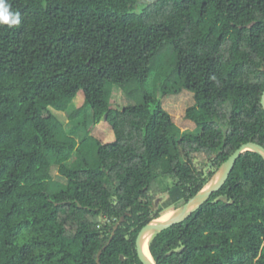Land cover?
Segmentation results:
<instances>
[{
  "label": "trees",
  "instance_id": "1",
  "mask_svg": "<svg viewBox=\"0 0 264 264\" xmlns=\"http://www.w3.org/2000/svg\"><path fill=\"white\" fill-rule=\"evenodd\" d=\"M8 2L21 23L0 25V264H99L100 252V264H143L146 225L183 208L242 145L264 147V0ZM153 73L164 95L194 94L198 133L145 90ZM114 87L136 104L114 108ZM102 121L111 143L91 135ZM167 182L177 193L156 208ZM149 250L155 264H264V157L242 153Z\"/></svg>",
  "mask_w": 264,
  "mask_h": 264
},
{
  "label": "rangeland",
  "instance_id": "2",
  "mask_svg": "<svg viewBox=\"0 0 264 264\" xmlns=\"http://www.w3.org/2000/svg\"><path fill=\"white\" fill-rule=\"evenodd\" d=\"M157 78V80H156ZM158 76H154V73L152 74L149 82L147 83L145 90L147 92H150L157 96L161 100L163 108L170 113L174 123L180 128L182 132H188L196 134L198 133V129L195 126L194 123L189 121L186 116L188 110L196 105L195 96L192 92L189 91H182L180 94H171V95H164L162 91L160 90L161 85L158 83ZM159 90H157L158 88ZM112 101L114 103L113 107L116 109H124L126 107H130L132 105H135V101L132 100L122 89L118 87L113 88L112 93ZM84 100L82 95H78L72 102L71 109L73 108H79L83 105ZM53 113L62 121V123L65 126L69 127V112H57L53 110ZM91 135L99 139L103 144L111 143L115 140V135L112 129L106 124L105 121H102L98 125H95L91 128ZM82 134L79 132V135L77 138L80 140ZM53 177L55 181L65 183V180L59 175L58 170H54ZM214 180V179H213ZM212 180V181H213ZM211 181V182H212ZM210 182V183H211ZM209 183V184H210ZM168 188L170 187L171 193H165L162 196H159L157 200L155 201V207L157 208L159 205L163 204L170 195L176 194L177 191L175 187L170 183L167 182ZM166 186V182L161 186L162 188ZM177 211V210H175ZM178 211H182V208ZM179 213V214H180ZM160 220H166L160 218ZM154 223H159L156 221H153ZM150 235V238L152 234Z\"/></svg>",
  "mask_w": 264,
  "mask_h": 264
},
{
  "label": "water",
  "instance_id": "3",
  "mask_svg": "<svg viewBox=\"0 0 264 264\" xmlns=\"http://www.w3.org/2000/svg\"><path fill=\"white\" fill-rule=\"evenodd\" d=\"M262 105L264 107V94H263V98H262ZM248 151H252V152H256L261 154L264 157V147H262L261 145L257 144V143H247L245 145H242L241 148L236 151L231 157L230 159L223 165V167L221 169L224 168V173L221 177V179L212 187L207 188L208 185L205 186V188L199 193L197 194L194 198H192L183 208L181 211V214L179 215V217H177L174 220L171 221H167V222H163V223H154L151 222L148 225H146L141 232L138 235L137 238V253H138V257L140 259V261L143 264H152L150 262V260L148 259L147 255H146V251L144 248V238L148 235V234H152L154 231H163L166 230L176 224L182 223L184 222L186 219H188L195 211H197L202 205H204L206 202L209 201V199L211 198V196L217 192L218 190H220L224 184L226 183L227 179L229 178L230 173L232 172L235 163L237 161V159L240 157V155L242 153L248 152ZM220 169V170H221ZM123 219H121L118 224L115 226V230L118 228V226L122 223ZM149 246V245H148ZM150 252V250H149ZM151 254V253H150ZM100 256H101V252L98 255V259L97 262L100 264ZM154 263V261H153ZM155 264V263H154Z\"/></svg>",
  "mask_w": 264,
  "mask_h": 264
},
{
  "label": "clouds",
  "instance_id": "4",
  "mask_svg": "<svg viewBox=\"0 0 264 264\" xmlns=\"http://www.w3.org/2000/svg\"><path fill=\"white\" fill-rule=\"evenodd\" d=\"M20 23V13L11 9L8 0H0V25H7L12 28L19 26Z\"/></svg>",
  "mask_w": 264,
  "mask_h": 264
},
{
  "label": "bare ground",
  "instance_id": "5",
  "mask_svg": "<svg viewBox=\"0 0 264 264\" xmlns=\"http://www.w3.org/2000/svg\"><path fill=\"white\" fill-rule=\"evenodd\" d=\"M223 173H224V168L221 169V170L216 174V176L214 177V180H213L210 184H208V186H207L206 189H208V188L212 187L213 185H215V184L221 179ZM179 213H180V211L170 212V213H168V214H166V215H164V216L162 217V219H166V220H163V221H162V220L158 219L157 222H159V223H163V222H167V221L174 220V219H176L177 217H179V215L181 214V213H180V214H179ZM149 241H150V235H147V236L144 238V248H145L146 255H147L148 259L150 260V262H151L152 264H154V263H153V258H152L151 254H150V252H149V246H148V245H149Z\"/></svg>",
  "mask_w": 264,
  "mask_h": 264
}]
</instances>
